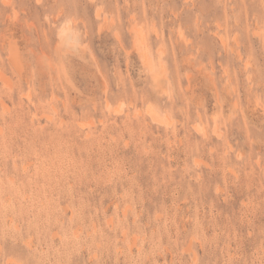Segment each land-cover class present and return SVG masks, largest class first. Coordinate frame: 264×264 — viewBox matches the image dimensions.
I'll use <instances>...</instances> for the list:
<instances>
[{
	"label": "rangeland",
	"instance_id": "rangeland-1",
	"mask_svg": "<svg viewBox=\"0 0 264 264\" xmlns=\"http://www.w3.org/2000/svg\"><path fill=\"white\" fill-rule=\"evenodd\" d=\"M4 1L0 264H264V0Z\"/></svg>",
	"mask_w": 264,
	"mask_h": 264
},
{
	"label": "bare ground",
	"instance_id": "bare-ground-1",
	"mask_svg": "<svg viewBox=\"0 0 264 264\" xmlns=\"http://www.w3.org/2000/svg\"><path fill=\"white\" fill-rule=\"evenodd\" d=\"M4 1V0H3ZM4 3H5V1H4ZM136 35V40L137 41H139V42H144V37H141L140 36V34L139 33H136L135 34ZM59 36H60V39H61V41H62V43H69V41H75V44H76V41H77V39H78V36L77 35H73L72 34V31L69 29V27H64L60 32H59ZM77 43H78V41H77ZM144 55V54H143ZM146 56V54L144 55V57ZM142 57V56H141ZM146 58H147V56H146ZM146 60V59H145ZM144 62V61H143ZM145 62H148V59L145 61ZM150 111H152L151 112V115L153 114V112H155L156 113V115L158 114L155 110H150L149 109V113H150ZM155 113H154V115H155ZM155 115V117H156V119H154V118H152L153 120H160V117H162V116H159V118L157 117ZM164 118V117H163ZM162 118V119H163ZM161 119V120H162ZM165 121V120H164Z\"/></svg>",
	"mask_w": 264,
	"mask_h": 264
}]
</instances>
